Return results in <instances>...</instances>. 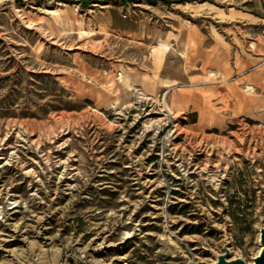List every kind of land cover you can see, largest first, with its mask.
I'll return each mask as SVG.
<instances>
[{
	"label": "rangeland",
	"instance_id": "rangeland-1",
	"mask_svg": "<svg viewBox=\"0 0 264 264\" xmlns=\"http://www.w3.org/2000/svg\"><path fill=\"white\" fill-rule=\"evenodd\" d=\"M236 16L232 0H0V264L253 259L264 20Z\"/></svg>",
	"mask_w": 264,
	"mask_h": 264
},
{
	"label": "crops",
	"instance_id": "crops-1",
	"mask_svg": "<svg viewBox=\"0 0 264 264\" xmlns=\"http://www.w3.org/2000/svg\"><path fill=\"white\" fill-rule=\"evenodd\" d=\"M232 3L237 12L236 19L243 24L250 26L264 20V0H232Z\"/></svg>",
	"mask_w": 264,
	"mask_h": 264
},
{
	"label": "bare ground",
	"instance_id": "bare-ground-1",
	"mask_svg": "<svg viewBox=\"0 0 264 264\" xmlns=\"http://www.w3.org/2000/svg\"><path fill=\"white\" fill-rule=\"evenodd\" d=\"M66 8L65 9H63V10H61V13H68V12H71V11H73V9H72V7L70 6V5H68V4H66V3H62ZM77 24H78V26L80 27V30H83L82 29V27H81V21H77ZM209 77H212V76H216V77H220L219 78V80L218 81H220V82H225L227 79H225V78H223L222 77V74H221V72L220 71H210L209 72ZM252 86H250V85H248V87H247V90H252ZM165 106L167 107V109L170 111V112H173L172 111V109L170 108V106L165 102ZM27 132L30 134V135H32V134H34V132L33 131H31L29 128H27ZM32 139V142L34 143V142H36V143H40L41 142V139L40 138H38V139H33V138H31ZM6 191H7V189H6ZM1 192V191H0ZM259 241H260V247H259V249H258V251H257V253L255 254V256L253 257V259L250 261V263H254V260H255V258L257 257V256H259L260 254H261V252L264 250V244L262 243V241H261V232H260V234H259ZM227 254H223V256H226ZM220 257H218L217 258V260L216 261H218V259H219ZM226 259L227 260H233V259H235V258H228V257H226Z\"/></svg>",
	"mask_w": 264,
	"mask_h": 264
},
{
	"label": "water",
	"instance_id": "water-1",
	"mask_svg": "<svg viewBox=\"0 0 264 264\" xmlns=\"http://www.w3.org/2000/svg\"><path fill=\"white\" fill-rule=\"evenodd\" d=\"M261 241L264 244V228L261 230ZM227 256L221 255L219 258V264H264V250L254 260V263L246 262L242 258H236L233 260H227Z\"/></svg>",
	"mask_w": 264,
	"mask_h": 264
},
{
	"label": "trees",
	"instance_id": "trees-1",
	"mask_svg": "<svg viewBox=\"0 0 264 264\" xmlns=\"http://www.w3.org/2000/svg\"><path fill=\"white\" fill-rule=\"evenodd\" d=\"M148 1L153 2V1H155V0H148ZM163 1H168V0H163Z\"/></svg>",
	"mask_w": 264,
	"mask_h": 264
}]
</instances>
